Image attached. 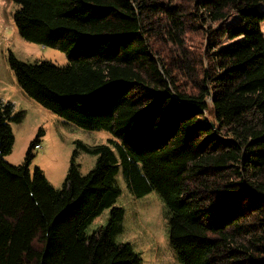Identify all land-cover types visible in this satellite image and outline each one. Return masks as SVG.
<instances>
[{"label":"trees","instance_id":"trees-1","mask_svg":"<svg viewBox=\"0 0 264 264\" xmlns=\"http://www.w3.org/2000/svg\"><path fill=\"white\" fill-rule=\"evenodd\" d=\"M14 1L17 33L67 58L11 55L19 87L73 125L110 136L78 142L95 165L83 176L72 157L56 189L29 168L42 126L22 162L5 158L20 113L0 98V264H141L115 239L120 170L136 196L163 200L183 264H264V0ZM200 21L206 65L201 51L189 48L195 63L184 49ZM163 40L176 46L172 56L161 54ZM105 209L107 223L88 233Z\"/></svg>","mask_w":264,"mask_h":264},{"label":"rangeland","instance_id":"rangeland-1","mask_svg":"<svg viewBox=\"0 0 264 264\" xmlns=\"http://www.w3.org/2000/svg\"><path fill=\"white\" fill-rule=\"evenodd\" d=\"M17 7L18 3L14 0H0V98L11 100L14 103V111L20 113L19 120L10 122L13 142L11 151L5 158L12 163L22 162L29 142L42 126L44 132L39 136L41 147L32 148L33 157L29 168L32 171L34 166H38L48 182L56 189H61L72 157L77 163L78 172L83 176L95 165L97 155L83 150L78 146V142L87 144L106 142L110 133L103 129H85L73 125L28 97L19 87L10 65L11 55L26 62L51 59L57 63H65L67 58L64 52L25 40L17 33L13 25V13ZM195 24L198 25L197 30L190 31L187 35L189 45L191 43L194 45L188 47L185 45L186 60L198 62L197 56L189 51L193 46L201 51L203 63L206 65V50L209 45L207 25L202 21ZM157 45L161 54L166 53V57L174 54L175 45L167 44L164 40L159 41ZM183 73L177 76V82L179 84L185 82L186 90L190 91L192 83L190 84L188 76ZM181 88L185 87L181 84ZM117 183L121 193L115 205L123 208L124 216L121 221L122 230L117 233L115 239L118 242L129 243L141 258V264H183L169 241L163 200L155 191L136 196L129 189L121 170L117 174ZM108 219L109 209H105L88 226V233L105 225Z\"/></svg>","mask_w":264,"mask_h":264},{"label":"clouds","instance_id":"clouds-1","mask_svg":"<svg viewBox=\"0 0 264 264\" xmlns=\"http://www.w3.org/2000/svg\"><path fill=\"white\" fill-rule=\"evenodd\" d=\"M210 102H211V97H209V99H208ZM14 104V103H13ZM15 109V108H14ZM34 146L35 147H37V148H40L41 147V144L39 143V141H37L35 144H34ZM33 146V147H34Z\"/></svg>","mask_w":264,"mask_h":264},{"label":"water","instance_id":"water-1","mask_svg":"<svg viewBox=\"0 0 264 264\" xmlns=\"http://www.w3.org/2000/svg\"><path fill=\"white\" fill-rule=\"evenodd\" d=\"M208 122H210L212 125H214V120L213 119H208Z\"/></svg>","mask_w":264,"mask_h":264}]
</instances>
